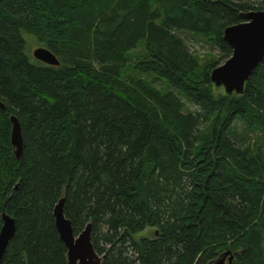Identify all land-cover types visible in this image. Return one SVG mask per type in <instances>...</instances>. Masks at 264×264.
Listing matches in <instances>:
<instances>
[{"label":"trees","instance_id":"trees-1","mask_svg":"<svg viewBox=\"0 0 264 264\" xmlns=\"http://www.w3.org/2000/svg\"><path fill=\"white\" fill-rule=\"evenodd\" d=\"M249 0H0L1 264H67L54 209L101 264H264V59L214 94L181 34L227 60ZM45 48L58 66L32 57ZM33 53V52H32ZM22 151L10 143V117ZM240 128V133L238 130ZM154 230L153 238L137 235Z\"/></svg>","mask_w":264,"mask_h":264},{"label":"water","instance_id":"water-1","mask_svg":"<svg viewBox=\"0 0 264 264\" xmlns=\"http://www.w3.org/2000/svg\"><path fill=\"white\" fill-rule=\"evenodd\" d=\"M245 22L230 26L223 31V39L232 50L228 60L214 68L209 76L215 88H223L228 96H240L244 86L255 69L264 59V9L250 11L243 15ZM32 57L48 66H58L59 62L54 55L45 48H38ZM0 109H4L0 103ZM12 126L10 143L16 159L20 158L22 151V137L18 120L11 116ZM64 200H60L54 209L55 227L59 238L67 250V264H101L102 258L98 256L91 243V225L77 237L74 236L71 223L64 216ZM0 228V264L5 250L14 238L15 221L6 214L1 215ZM233 264L234 255L231 251L222 253L213 264Z\"/></svg>","mask_w":264,"mask_h":264},{"label":"rangeland","instance_id":"rangeland-1","mask_svg":"<svg viewBox=\"0 0 264 264\" xmlns=\"http://www.w3.org/2000/svg\"><path fill=\"white\" fill-rule=\"evenodd\" d=\"M251 2L261 4L263 0H249ZM180 37L184 40L186 46L190 50L191 53L195 55V57L199 60L200 65L206 63L209 61L210 58L215 56L216 60H218L217 63H219L218 66L222 65L223 63L226 62V60L222 59L219 56L218 51L211 46V44L193 34H181ZM41 48L38 46H32L31 48V54L34 52L36 49ZM228 60V59H227ZM214 94H225L223 88H215L214 89ZM239 133H240V128L238 127ZM258 147H260L261 151L264 153V140L258 142ZM153 233L154 230H146L142 232L141 234H138L136 237L137 239L146 237V238H153ZM226 252V251H224Z\"/></svg>","mask_w":264,"mask_h":264},{"label":"flooded vegetation","instance_id":"flooded-vegetation-1","mask_svg":"<svg viewBox=\"0 0 264 264\" xmlns=\"http://www.w3.org/2000/svg\"><path fill=\"white\" fill-rule=\"evenodd\" d=\"M228 258L225 260V264H227Z\"/></svg>","mask_w":264,"mask_h":264}]
</instances>
